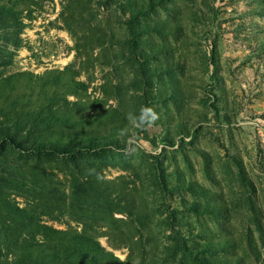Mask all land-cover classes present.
<instances>
[{"label": "rangeland", "instance_id": "rangeland-1", "mask_svg": "<svg viewBox=\"0 0 264 264\" xmlns=\"http://www.w3.org/2000/svg\"><path fill=\"white\" fill-rule=\"evenodd\" d=\"M16 9L0 78L69 69L98 102L77 132L98 142L35 155L0 135V264H37L19 247L39 222L92 226L115 264H264V0ZM145 107L158 119L141 123Z\"/></svg>", "mask_w": 264, "mask_h": 264}, {"label": "trees", "instance_id": "trees-1", "mask_svg": "<svg viewBox=\"0 0 264 264\" xmlns=\"http://www.w3.org/2000/svg\"><path fill=\"white\" fill-rule=\"evenodd\" d=\"M21 3L22 0H0V23L6 18L15 19L16 7ZM71 74L66 68L43 75L17 72L0 78V135L7 145L37 155L57 150L59 141L70 144L77 140H91L90 136L82 138L77 132L78 127L88 123L79 113L86 106L95 107L98 102L87 104L83 101L85 86ZM24 78L25 92L19 90L24 89L19 88ZM31 84L38 85L37 91ZM69 96L75 100H69ZM74 114L78 116L71 120ZM91 120L102 123V113H95ZM96 141L90 143L97 144ZM30 227L32 235H38L40 242L35 246L24 243L19 247V252L29 261L35 260L37 264H115L117 260L99 244L97 230L88 224L80 231L58 230L40 222Z\"/></svg>", "mask_w": 264, "mask_h": 264}, {"label": "clouds", "instance_id": "clouds-1", "mask_svg": "<svg viewBox=\"0 0 264 264\" xmlns=\"http://www.w3.org/2000/svg\"><path fill=\"white\" fill-rule=\"evenodd\" d=\"M158 119L157 114L153 109L145 107L141 109L140 121L141 123H151Z\"/></svg>", "mask_w": 264, "mask_h": 264}]
</instances>
